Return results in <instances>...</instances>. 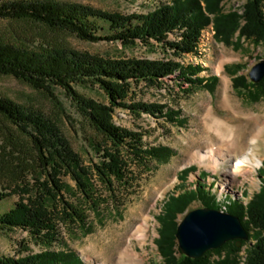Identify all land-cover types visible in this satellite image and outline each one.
Returning a JSON list of instances; mask_svg holds the SVG:
<instances>
[{
  "label": "trees",
  "instance_id": "trees-1",
  "mask_svg": "<svg viewBox=\"0 0 264 264\" xmlns=\"http://www.w3.org/2000/svg\"><path fill=\"white\" fill-rule=\"evenodd\" d=\"M222 1L170 0L160 2L146 13L124 15L81 5H60L50 0H15L0 3V18L43 23L70 31L86 41L114 40L125 46L138 43L153 46L155 41L179 58L195 51L201 31L212 21L216 36L226 42L232 43L238 32V40L244 38L256 46L264 45V0H247L242 14L223 11ZM102 22L108 25V35H99L100 30H105ZM170 34L175 38L169 39ZM241 68L240 64L225 66L233 76L237 92L256 101L264 94V78L253 83L247 75L239 73ZM177 71V77L188 82L192 90L203 86L212 88L218 81L216 75L201 77L200 66H185L173 60L104 58L74 50L37 54L0 43V73L41 90L49 91L52 86L63 88L106 139L94 146L98 161L91 159L92 164L85 165L50 119L39 111L24 109L0 97V116L29 140L40 172L34 182L25 181V188H0V200L19 195V201L0 214V232L21 229L41 247L39 252L26 255L21 251L15 257L0 255V264H85L75 250L65 246L63 226L85 228L91 213L97 215L106 208L121 209L135 192L141 174L173 153L167 146L146 143L140 132L116 125L113 113L120 107L129 109L137 117L147 113L172 123L182 122L178 111L131 99L140 84L158 86ZM76 85H98L108 96L109 103L83 97L76 91ZM250 86L255 87L256 92L251 91ZM261 170V188L247 203L223 195L217 198L211 191L214 185L207 186L200 181L195 188L185 187L178 194H170L158 217L159 237L155 240L165 264L241 263L244 240L240 245L235 239L229 240L198 258L182 253L176 238L178 215L186 213L195 201L202 207L225 209L238 216L248 233L254 229L255 242L247 248L242 264H264V174ZM193 171H196L195 166L185 168L179 178L185 180ZM67 174L77 183L79 198L73 202L66 197V184L61 178ZM214 255L217 258H213Z\"/></svg>",
  "mask_w": 264,
  "mask_h": 264
},
{
  "label": "rangeland",
  "instance_id": "rangeland-1",
  "mask_svg": "<svg viewBox=\"0 0 264 264\" xmlns=\"http://www.w3.org/2000/svg\"><path fill=\"white\" fill-rule=\"evenodd\" d=\"M6 1L15 0H0V3ZM50 1L60 5H81L127 15L146 13L160 2L170 0ZM246 1L223 0L222 10L242 14ZM102 24L105 30H100L99 35H108L110 33L108 25L105 22ZM174 38L175 35L170 34L169 39ZM200 38L195 51L179 58L155 41L152 42L153 46L142 43L125 46L114 40L86 41L70 31L43 23L26 19L0 18V43L11 44L29 52L47 54L54 50H74L104 58L173 60L185 66L190 64L200 66L201 77L211 75L218 77L216 85L212 88L203 86L192 90L188 82L177 77L179 73L177 71L162 80L158 86H147L142 83L134 89L132 101L162 105L178 111L179 116L183 118L182 122L172 123L163 117L156 118L147 113L137 117L129 109L120 107L115 109L113 121L116 125L140 132L144 134L143 139L146 143L167 146L173 153L162 162L154 163L150 171L141 174L135 192L121 209L106 208L104 212L97 214L98 216L91 213L85 228L68 229L63 226L65 246L75 250L85 264H117L116 255L121 247H129L137 252L143 257L144 264H165L155 242L159 237L158 217L170 194H178L185 187L195 188L197 181L207 186L214 185L211 191L217 198L221 195L234 197L243 203H247L253 194L260 190L263 181L260 169L264 174V94L256 101L243 92L239 94L233 86V76L227 72L225 66L240 64L242 68L239 73L247 75L252 81L249 71L264 58V45L256 46L244 38L238 40V32L232 43L226 42L216 36L213 21L201 31ZM225 79L229 84L226 94ZM75 89L85 98L109 103L108 96L98 85H76ZM249 89L256 92L255 87L250 86ZM0 97L8 98L24 109L39 111L50 119L61 129L85 165H91V159L98 161L99 154L94 150V146L103 143L106 140L105 136L63 88L52 86L49 91L41 90L19 78L0 73ZM219 120L229 124L221 129L227 136L224 144L219 142L220 136L217 132ZM230 125L236 132L233 133ZM251 138L255 140L250 141ZM211 143H214V147L221 145L218 152L222 155H218L222 160L217 164L210 159L201 162L189 160L197 151L205 153ZM247 143L261 160L260 166L247 164L242 167L240 175L229 174L227 170L231 160L246 151L249 146ZM30 146L29 140L0 116V188L2 186L25 188V181L34 182L36 177H40L35 154ZM20 158L23 161L19 160ZM191 166H195L196 171L190 172L185 180L180 179V171ZM61 178L66 184V197L70 202L77 200L79 193L74 178L69 174ZM93 181L98 184L95 179ZM17 201L18 194L0 200V214L8 211ZM199 207H202L201 203L195 201L186 213ZM186 213L178 215V222ZM140 229L146 232L145 240L138 238ZM254 233L255 230L251 229L248 238L244 240L246 243L240 252L242 257L240 264L245 260L247 248L255 242ZM40 250L41 247L35 244L26 231L14 229L0 232V255L15 257L19 255L18 251L26 255ZM213 258H217V255Z\"/></svg>",
  "mask_w": 264,
  "mask_h": 264
},
{
  "label": "water",
  "instance_id": "water-1",
  "mask_svg": "<svg viewBox=\"0 0 264 264\" xmlns=\"http://www.w3.org/2000/svg\"><path fill=\"white\" fill-rule=\"evenodd\" d=\"M249 77L254 83L264 78V58L252 67ZM176 237L184 255L198 258L232 239L240 245L248 238V233L238 216L220 209L199 207L188 211L178 223Z\"/></svg>",
  "mask_w": 264,
  "mask_h": 264
},
{
  "label": "bare ground",
  "instance_id": "bare-ground-1",
  "mask_svg": "<svg viewBox=\"0 0 264 264\" xmlns=\"http://www.w3.org/2000/svg\"><path fill=\"white\" fill-rule=\"evenodd\" d=\"M203 35H202V37H204ZM203 39H201V40H203ZM224 83H225L224 89H225V94H226L227 93V88H228V85H229L227 79L224 80ZM225 97L226 96H224L223 98L225 99ZM227 125L229 126V124L226 121H223V120H219L217 122V129H218L217 132H219V134H218L220 136V141L219 142L221 144L225 143L226 137H227L225 135V133L223 131H221V129H224L223 127H226ZM231 130L233 131V133L236 132L232 126H231ZM229 135H230V133H229ZM253 140H255V138H251L250 141H253ZM213 144L214 143L210 144L211 145L210 148L205 153H201L199 151L195 152L194 154H192L189 157V160L190 161H199V162H201V161H203L205 159H210L215 164H217L219 160H222V158H220L219 155H218V154L222 155L220 152H218V149L221 148L220 147L221 145H219L218 147H214ZM216 144H219V143H216ZM247 144L249 146L247 147V149H245L246 151L243 154H240L239 156H236L235 158H233L231 160L230 166H229V168L227 170L229 174H238V175H240L241 172H242V167L246 166L247 164H251V165L256 166V167L260 166L261 160L256 156V154L254 153V149L251 147V145L249 143H247ZM145 233L146 232L143 229H140L138 231V234H137L138 238H140L142 240H145L146 239V234ZM116 257H117L116 258V263L117 264H144L143 257H141L137 252L131 250L129 247H125V248L121 247V248H119L118 251H117Z\"/></svg>",
  "mask_w": 264,
  "mask_h": 264
}]
</instances>
